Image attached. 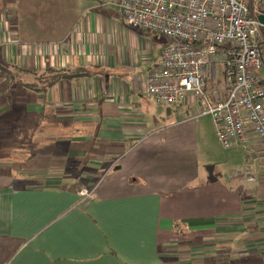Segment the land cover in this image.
I'll list each match as a JSON object with an SVG mask.
<instances>
[{
  "label": "crops",
  "instance_id": "obj_1",
  "mask_svg": "<svg viewBox=\"0 0 264 264\" xmlns=\"http://www.w3.org/2000/svg\"><path fill=\"white\" fill-rule=\"evenodd\" d=\"M1 1L0 264H264L260 144L149 98L168 39L120 0Z\"/></svg>",
  "mask_w": 264,
  "mask_h": 264
},
{
  "label": "built area",
  "instance_id": "obj_2",
  "mask_svg": "<svg viewBox=\"0 0 264 264\" xmlns=\"http://www.w3.org/2000/svg\"><path fill=\"white\" fill-rule=\"evenodd\" d=\"M119 7L131 27L168 39L148 74L149 98L165 107L201 101L198 117L213 119L224 148L253 136L264 160V24L250 0H120ZM96 189L81 195L93 198ZM262 202L264 210V192Z\"/></svg>",
  "mask_w": 264,
  "mask_h": 264
},
{
  "label": "rangeland",
  "instance_id": "obj_3",
  "mask_svg": "<svg viewBox=\"0 0 264 264\" xmlns=\"http://www.w3.org/2000/svg\"><path fill=\"white\" fill-rule=\"evenodd\" d=\"M59 77V75H57V78ZM40 80L41 81H43V82H45V83H49V81L50 80H53L52 78H50V77H40ZM152 100V99H151ZM153 102H155L154 100H152ZM163 105H161V107H162ZM176 106H179V105H176ZM176 106H173V107H171L172 109L174 108V107H176ZM162 108H165L164 106L162 107ZM179 108V107H178ZM174 110H177V109H175L174 108ZM172 116H175L174 114L172 115ZM169 119V121L171 122V121H173V119L174 118H168ZM0 159H2V158H0ZM0 168H4V167H2L1 165H0ZM53 175L54 176H56V175H58V174H52V178H53ZM51 178V177H50ZM35 179L36 180H40V176H37V177H35ZM262 204H263V202H262Z\"/></svg>",
  "mask_w": 264,
  "mask_h": 264
},
{
  "label": "water",
  "instance_id": "obj_4",
  "mask_svg": "<svg viewBox=\"0 0 264 264\" xmlns=\"http://www.w3.org/2000/svg\"><path fill=\"white\" fill-rule=\"evenodd\" d=\"M259 20H260L261 23L264 24V16L259 17ZM207 170H208L209 175H210V180L212 181V177H213V167L208 168ZM214 181H215V180H214Z\"/></svg>",
  "mask_w": 264,
  "mask_h": 264
},
{
  "label": "trees",
  "instance_id": "obj_5",
  "mask_svg": "<svg viewBox=\"0 0 264 264\" xmlns=\"http://www.w3.org/2000/svg\"><path fill=\"white\" fill-rule=\"evenodd\" d=\"M1 5H2V1L0 0V7H1ZM1 158V157H0Z\"/></svg>",
  "mask_w": 264,
  "mask_h": 264
}]
</instances>
